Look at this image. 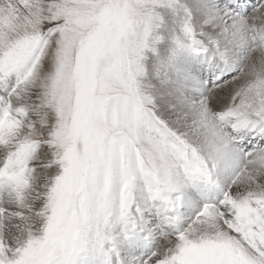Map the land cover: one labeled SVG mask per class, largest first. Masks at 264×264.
<instances>
[{
	"label": "snow or ice",
	"instance_id": "1",
	"mask_svg": "<svg viewBox=\"0 0 264 264\" xmlns=\"http://www.w3.org/2000/svg\"><path fill=\"white\" fill-rule=\"evenodd\" d=\"M0 264H264V0H0Z\"/></svg>",
	"mask_w": 264,
	"mask_h": 264
}]
</instances>
